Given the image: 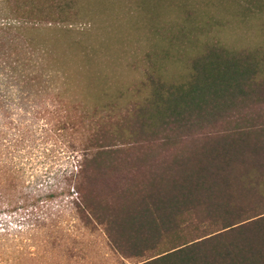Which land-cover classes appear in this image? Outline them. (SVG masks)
Returning a JSON list of instances; mask_svg holds the SVG:
<instances>
[{
    "label": "trees",
    "instance_id": "1",
    "mask_svg": "<svg viewBox=\"0 0 264 264\" xmlns=\"http://www.w3.org/2000/svg\"><path fill=\"white\" fill-rule=\"evenodd\" d=\"M241 1L264 37V0ZM214 2L141 0L135 52L83 39L108 38L103 25L0 14V220L29 227L0 236V264L42 263L47 248L72 264L67 212L133 264H264V40L228 38ZM16 102L77 153L48 183H27L5 143L13 128L22 141L35 131L10 117Z\"/></svg>",
    "mask_w": 264,
    "mask_h": 264
},
{
    "label": "rangeland",
    "instance_id": "2",
    "mask_svg": "<svg viewBox=\"0 0 264 264\" xmlns=\"http://www.w3.org/2000/svg\"><path fill=\"white\" fill-rule=\"evenodd\" d=\"M140 1L141 0H0V14H35L44 16L46 18L45 22L48 23L49 20L53 24L63 27V29L68 27L70 23H72L71 27L75 30H83L92 25L97 31L100 30V27L105 26L104 30H108L112 33L108 35V38L107 34L103 33V35L98 37L95 35L82 34L83 39L88 43L96 41L99 43L100 47L105 46L107 49L109 47L119 46L117 43L122 41L124 44L120 43L123 44L124 48L132 49L135 52L139 50L140 47L144 46L142 40H135L131 35V31L133 29L136 30L138 26V17L136 13L143 8L141 6L139 7ZM212 1H215L214 7L219 6L223 14H225L224 17L220 18L222 22L224 21V25H226V27L223 28L226 31L228 30L226 32L228 38H234L238 36L237 34L240 32L239 38L237 37L234 39L235 41H239L238 43H244V40L259 41L261 38L264 40V37H261L260 34L258 36V32H256V28L259 25L263 26V23L252 15L243 18V15H246L245 13H248V11L243 7V2L241 0H209V2ZM207 2L208 0H201L203 6L208 4ZM149 5L155 6L153 9H158L159 11L166 8V3L164 4L160 1H152ZM66 17L68 20H66ZM54 18H60L64 23H56L55 20H51ZM102 18L104 23L100 20ZM40 26L42 29L37 30V33H49L48 29L44 28V23H41ZM245 26L252 27L243 28ZM115 30H120V34ZM247 30L251 31L245 33L244 31ZM53 33L54 32H52V34ZM39 36L41 35L39 34ZM64 37L70 40H72V38L81 40L79 34L74 35L68 32ZM157 41L158 39L154 40L153 43H157ZM159 45L166 46L164 43H160ZM105 52L107 53L103 57L119 58L113 51L107 50ZM127 59H129V57H127ZM176 66L177 63L175 62L173 68ZM17 103L18 102L11 103V110L9 111L10 117L16 121L20 119L24 120L25 123L29 124L35 131H31L28 135H24L25 140L22 141V134L17 128H13L5 143L12 147L11 156L13 163L24 171V178L27 180V183L33 185L48 183V181L60 170L71 169L75 166L77 162V153L71 152L61 142H58L57 139L48 137L46 135L47 127L45 121L43 119L39 121L33 120L30 114L24 112ZM3 118V114H0L1 122ZM31 123L34 124L31 125ZM65 216H72V219H69L70 221L67 220L68 218H62L61 222L75 239V241L69 240L74 244L75 260L73 259L71 261L72 264L134 263L132 259L123 258L113 248L108 236L100 229L89 234H82L84 229L80 225L79 220L75 218L76 216L71 215L70 212H67ZM26 224L27 223H23L20 219L3 218L0 220V236L6 234V236L3 235V237L6 238V240L9 239L11 243L15 239L20 238L18 234L19 230L23 231L21 233L27 237L29 235L25 234V229L28 227ZM40 240V244H45L44 238ZM27 244H29L28 251L33 252L34 246H37L38 243H33V239H29ZM42 252L45 257L47 256L46 261L38 264H55L51 261L52 258L56 256L57 258L54 260H58L60 264H66L67 258H69L66 253L58 256L57 252H51L50 248L42 250ZM7 256L11 259L8 264L12 263L14 257ZM32 264H34V262H32Z\"/></svg>",
    "mask_w": 264,
    "mask_h": 264
}]
</instances>
